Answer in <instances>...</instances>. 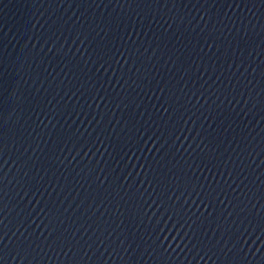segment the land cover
<instances>
[{
  "label": "water",
  "instance_id": "95a60500",
  "mask_svg": "<svg viewBox=\"0 0 264 264\" xmlns=\"http://www.w3.org/2000/svg\"><path fill=\"white\" fill-rule=\"evenodd\" d=\"M0 264H264V0H0Z\"/></svg>",
  "mask_w": 264,
  "mask_h": 264
}]
</instances>
